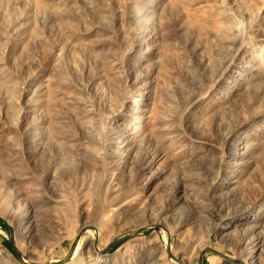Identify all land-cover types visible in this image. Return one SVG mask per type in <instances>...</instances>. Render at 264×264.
<instances>
[{
    "label": "rangeland",
    "instance_id": "rangeland-1",
    "mask_svg": "<svg viewBox=\"0 0 264 264\" xmlns=\"http://www.w3.org/2000/svg\"><path fill=\"white\" fill-rule=\"evenodd\" d=\"M0 264H264V0H0Z\"/></svg>",
    "mask_w": 264,
    "mask_h": 264
}]
</instances>
